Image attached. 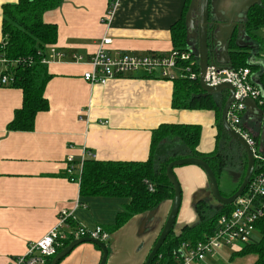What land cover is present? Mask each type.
Segmentation results:
<instances>
[{
    "label": "crops",
    "instance_id": "crops-1",
    "mask_svg": "<svg viewBox=\"0 0 264 264\" xmlns=\"http://www.w3.org/2000/svg\"><path fill=\"white\" fill-rule=\"evenodd\" d=\"M16 2L0 0V41L2 6ZM185 2L120 0L111 23L104 21L110 0H65L44 14L45 22L58 27L54 47L65 57L48 65L51 78L44 95L49 109L37 115L32 132L8 130L15 112L22 107L23 94L20 89L0 88V264H11L14 258L25 255L30 244L57 225L63 209L73 213L77 227L105 230L115 223L128 200L82 197L78 178L85 159L145 161L151 133L162 124L199 125L202 137L198 153L215 151V113L172 108V81L127 77L101 86L83 79L90 69L87 62L104 37L112 40L111 55L172 51L170 29L181 18ZM72 56L84 61L77 63ZM255 76L257 73L252 74ZM245 116L244 127L264 156V122L257 124L248 111ZM231 151L219 179L221 193L229 194L241 185L244 158L238 150ZM70 158L74 162L69 165ZM174 173L182 189L177 232L198 222V204H208L214 210L211 203L215 200L199 167H177ZM171 206L172 200L167 199L157 209L135 215L118 231H106L110 235L109 244L105 243L109 249L107 264H145ZM230 255L225 250L201 264H235L229 261ZM101 258L95 245L84 243L60 264H99Z\"/></svg>",
    "mask_w": 264,
    "mask_h": 264
},
{
    "label": "trees",
    "instance_id": "trees-1",
    "mask_svg": "<svg viewBox=\"0 0 264 264\" xmlns=\"http://www.w3.org/2000/svg\"><path fill=\"white\" fill-rule=\"evenodd\" d=\"M64 1L17 0L16 3H7L2 6L4 47L0 44V57H6L10 62L17 64L10 65L9 68L8 73L13 76L14 80L10 87L20 89L23 94L22 107L15 112L13 120L8 124L10 131L32 132L35 128L37 115L49 109V102L44 94L51 77L48 66L42 64V59L47 55L48 48L56 45L58 27L56 24L45 22L44 14L58 8ZM190 3L191 0H186L181 18L172 25L170 32L173 51L179 53L194 51L192 53L196 61L194 69L198 73L200 71L198 49L188 45L185 24ZM261 30H264V2L260 6L253 7L246 16L247 34L255 42L256 55L264 65V38L257 35V32ZM230 58L231 68L234 70L248 68L252 74L261 73L259 83L264 94V71L261 72L260 64L252 62L251 49L237 47L234 39L230 46ZM29 62H31L30 65ZM181 64L189 65V62ZM172 83V108L215 113L218 131L215 151L210 154L198 153L197 148L202 137V128L199 125L162 124L151 133L150 153L145 161L121 162L85 159L80 179V195L82 197L128 200L125 210L116 216L115 223L105 228V231L109 233L121 229L135 215L153 211L167 199L173 200L174 190L167 178L166 169L170 163L176 160L189 157L204 160L209 164L219 182L221 173L231 158L229 150L233 149L234 144L238 146V151L244 158L241 183L244 179L248 165L247 155L240 145L231 142V137L221 122L228 91H223L220 94H208L202 90L199 79L191 80L179 77ZM261 109L264 110V105L261 106ZM258 172V163L256 162L254 177ZM150 187L154 188V192L150 191ZM237 190L235 189L229 194L222 193V195L230 197ZM258 203L264 207V197L258 199ZM232 208V205H229L213 211L205 203L198 204L196 206L198 222L192 226H185L177 232L176 228H173L152 264H173V252L177 248L182 244H196L213 236L220 217L229 214ZM68 223L72 228L77 227L73 220ZM254 227L255 233H259L260 239L256 241L253 235L248 242L241 246L239 251L231 252L229 257L231 263L239 259L254 257L255 260L252 264H264V214ZM71 242V239L64 241L57 254ZM95 247L101 252L99 247ZM55 256L48 258L46 264H50Z\"/></svg>",
    "mask_w": 264,
    "mask_h": 264
},
{
    "label": "built area",
    "instance_id": "built-area-1",
    "mask_svg": "<svg viewBox=\"0 0 264 264\" xmlns=\"http://www.w3.org/2000/svg\"><path fill=\"white\" fill-rule=\"evenodd\" d=\"M119 3L120 0H111L104 21L111 23ZM0 44L3 46V38ZM111 46L112 40L104 37L98 44L97 51L87 62L90 69L84 73L83 79L90 85L105 86L110 80L127 77H147L166 81H173L179 77L196 80L200 77V71L197 73L194 69L196 61L192 52L179 53L172 50L169 53L111 55ZM64 57V53L59 52L55 47H49L47 55L42 59V64L48 66ZM72 59L77 63L84 61L80 56H72ZM183 62H189V65H182ZM10 65L17 64L10 62L6 57H0V88L10 87L14 81L13 76L8 73ZM251 77L252 73L248 68L219 69L210 65L205 81L207 85L213 87L222 83H230L235 87V102L229 109L228 122L252 148L255 165L257 162L259 172L255 177L253 175L244 193L234 201L231 212L220 217L215 234L196 244H182L173 252V264H197L209 258L218 257L226 249H231V252L239 251L241 246L253 237L254 225L264 214L263 205L258 203V199L264 197V156L259 151L257 142L243 124L247 111L244 103L246 99L253 100L259 107L264 105L263 90L261 91L252 83ZM68 162L70 165L74 159L70 158ZM70 168L69 173H71ZM80 179L78 178L79 181ZM150 191L154 192V188L150 187ZM70 220H73L71 211L66 209L60 211L57 225L41 240L30 244L26 254L14 258L11 264H46L47 259L55 256L64 241L68 239L74 241L91 238L103 243L109 240L110 235L102 227L72 228L68 223Z\"/></svg>",
    "mask_w": 264,
    "mask_h": 264
},
{
    "label": "water",
    "instance_id": "water-1",
    "mask_svg": "<svg viewBox=\"0 0 264 264\" xmlns=\"http://www.w3.org/2000/svg\"><path fill=\"white\" fill-rule=\"evenodd\" d=\"M264 0H191L185 17L188 45L197 46L200 77L199 83L203 91L208 94H220L228 91V98L222 110L221 122L223 128L231 137V142L240 145L247 155V170L244 179L238 190L230 197L222 195L219 182L207 162L200 158L189 157L176 160L170 163L166 169V175L174 190L172 206L163 229L148 255L145 264H152L173 228L177 226V218L182 204V189L174 173L175 168L183 166H196L202 169L207 176L209 188L213 199L221 206H229L241 196L248 187L255 170V157L252 148L247 141L230 125L228 122V112L231 105L235 102V87L230 83H222L218 86H209L205 81L206 72L210 65L219 69H232L230 58V46L235 39V45L240 48H250L251 45L245 44L246 38L251 37L246 31V16L255 6H260ZM195 43V45H194ZM256 49V44H255ZM264 68L261 69V72ZM251 77V81L261 91L263 90L259 77ZM246 110L249 116L256 119L257 124L264 122V110L251 99L245 100ZM90 243L100 248L102 258L99 264H107L109 249L107 245L99 240L91 238H81L72 241L65 249L59 252L50 264H59L76 247L81 244Z\"/></svg>",
    "mask_w": 264,
    "mask_h": 264
},
{
    "label": "rangeland",
    "instance_id": "rangeland-1",
    "mask_svg": "<svg viewBox=\"0 0 264 264\" xmlns=\"http://www.w3.org/2000/svg\"><path fill=\"white\" fill-rule=\"evenodd\" d=\"M258 35L260 36V37H262V38H264V30H262V31H259L258 32ZM244 43L245 44H249V45H251V47H252V50H251V52H252V62L253 63H257V64H260L261 65V67L262 68H264V65H263V62L257 57V55H256V49H255V42L252 40V39H250V38H246L245 39V41H244ZM194 45H195V43H194ZM191 47V46H190ZM193 47H195V46H193ZM193 47H191V48H193ZM197 47V46H196ZM192 53H194V51H192ZM234 150H238V146H236V145H234L233 144V147H232ZM230 152H232L231 150H229ZM233 153V152H232ZM231 166H229V168H230ZM221 189L222 190H224V186H223V183L221 182ZM210 206V205H209ZM207 207H208V204H207ZM211 207L214 209L213 211H215V209L216 210H219L220 209V205L219 204H217L215 201H213L212 203H211ZM256 241L257 240H259L260 239V235H259V233H254V237H253ZM107 244H109V242H107ZM226 251H229L230 253H231V249H227ZM254 260H255V258L254 257H247V258H245V259H239V260H237L236 262H235V264H249L250 262H254ZM208 261V259L206 260V261H204V262H201V263H205V262H207ZM201 263H197V264H201ZM223 264H226V263H223Z\"/></svg>",
    "mask_w": 264,
    "mask_h": 264
}]
</instances>
